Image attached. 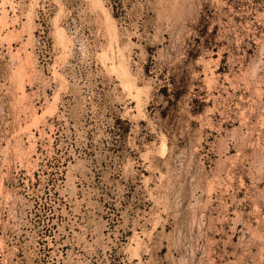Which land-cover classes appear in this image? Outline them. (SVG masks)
<instances>
[{
    "label": "rangeland",
    "instance_id": "obj_1",
    "mask_svg": "<svg viewBox=\"0 0 264 264\" xmlns=\"http://www.w3.org/2000/svg\"><path fill=\"white\" fill-rule=\"evenodd\" d=\"M0 264H264V0H0Z\"/></svg>",
    "mask_w": 264,
    "mask_h": 264
}]
</instances>
